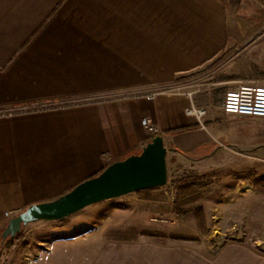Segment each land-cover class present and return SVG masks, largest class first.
<instances>
[{
  "label": "crops",
  "instance_id": "0c3cea01",
  "mask_svg": "<svg viewBox=\"0 0 264 264\" xmlns=\"http://www.w3.org/2000/svg\"><path fill=\"white\" fill-rule=\"evenodd\" d=\"M263 37L264 0H0V263L264 264V249L247 242L206 252L182 243L107 241L98 231L71 236L66 225L46 247L34 246L32 260L25 239L9 243L27 224L51 222L20 220L25 211L140 157L155 138L170 173L145 190L169 185L189 160L216 156L224 146L203 128L210 111L202 106L214 104L228 124L254 118L225 115L216 91L199 96L215 83L196 89L195 82L210 66L243 58ZM256 75L224 83L264 81V67ZM192 105L205 111L202 125L185 114ZM143 118L156 134L146 132ZM92 204L81 218L100 208Z\"/></svg>",
  "mask_w": 264,
  "mask_h": 264
},
{
  "label": "rangeland",
  "instance_id": "374dc122",
  "mask_svg": "<svg viewBox=\"0 0 264 264\" xmlns=\"http://www.w3.org/2000/svg\"><path fill=\"white\" fill-rule=\"evenodd\" d=\"M256 42L246 54L249 59L230 57L229 64L228 60H222L207 68L195 82L199 84L196 89L208 88L211 83L215 86L199 96L209 98L216 91L221 101L228 89L224 83L227 78H255L257 69L264 67V37ZM213 106L211 102L202 106L210 111L208 117L202 118L203 128L218 142L217 146L224 147L209 161L189 160L181 166L186 180L198 181L199 187L188 189L178 199L173 197L170 184L168 188H143L95 202L100 208L84 218H81L84 211L96 204L42 226L27 224L20 233L31 250L27 258L32 260L34 246L44 242L41 247H46L54 238L53 232L65 225L70 227L67 233L71 236L98 231L100 238L103 234L107 241L182 243L210 252L225 242L248 244L252 240L257 249H264V190L256 184L264 178V120L241 119L228 124L218 118L220 110ZM166 170L170 173L168 165ZM3 253L0 252V259Z\"/></svg>",
  "mask_w": 264,
  "mask_h": 264
},
{
  "label": "water",
  "instance_id": "95a60500",
  "mask_svg": "<svg viewBox=\"0 0 264 264\" xmlns=\"http://www.w3.org/2000/svg\"><path fill=\"white\" fill-rule=\"evenodd\" d=\"M166 149L159 139H153L140 157L116 163L99 177L76 187L58 202L38 210H27L20 220L57 219L67 216L96 201L116 197L143 188L160 186L165 181Z\"/></svg>",
  "mask_w": 264,
  "mask_h": 264
},
{
  "label": "built area",
  "instance_id": "2783aa9c",
  "mask_svg": "<svg viewBox=\"0 0 264 264\" xmlns=\"http://www.w3.org/2000/svg\"><path fill=\"white\" fill-rule=\"evenodd\" d=\"M152 96L153 94L149 95V98ZM220 108L228 116L264 120V81H234L233 85L225 91L220 102ZM185 114L195 117L198 123L201 124V118L205 114V111L203 109H197L192 105L185 110ZM140 122L149 135L157 133L156 125L149 120L143 118ZM248 244L256 248L255 241L251 240Z\"/></svg>",
  "mask_w": 264,
  "mask_h": 264
},
{
  "label": "trees",
  "instance_id": "16d2710c",
  "mask_svg": "<svg viewBox=\"0 0 264 264\" xmlns=\"http://www.w3.org/2000/svg\"><path fill=\"white\" fill-rule=\"evenodd\" d=\"M184 172L185 170L182 167H180L176 172H173L170 175L169 184L173 187V197L176 199H178L179 196L182 193H185V191H187L188 189H193V188L195 189L200 186V183L196 180L187 181L186 180L187 177L184 176ZM256 184H258L259 187H261L264 190V178L258 179ZM168 186L165 185L164 187L168 188ZM191 216L197 217L196 215H191ZM19 240H20V236H16L14 239H12V241L9 240L10 246H12L13 243Z\"/></svg>",
  "mask_w": 264,
  "mask_h": 264
}]
</instances>
